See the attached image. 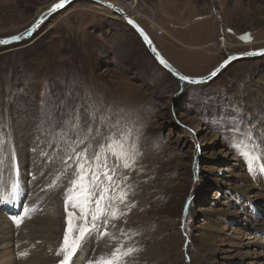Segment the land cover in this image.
I'll use <instances>...</instances> for the list:
<instances>
[{
    "label": "rangeland",
    "instance_id": "obj_1",
    "mask_svg": "<svg viewBox=\"0 0 264 264\" xmlns=\"http://www.w3.org/2000/svg\"><path fill=\"white\" fill-rule=\"evenodd\" d=\"M57 2L0 0V39ZM147 5L161 36L146 21ZM137 6L139 26L187 77L264 49V0ZM109 136L138 152L130 168L109 153ZM246 137L253 171L233 147ZM85 152L116 169L125 215L109 221L116 240L93 235L71 264L94 262L117 243L137 249L127 264H264V55L232 63L207 84L181 83L123 20L85 0L0 48V264H59L65 192Z\"/></svg>",
    "mask_w": 264,
    "mask_h": 264
},
{
    "label": "snow or ice",
    "instance_id": "obj_2",
    "mask_svg": "<svg viewBox=\"0 0 264 264\" xmlns=\"http://www.w3.org/2000/svg\"><path fill=\"white\" fill-rule=\"evenodd\" d=\"M66 2L67 0H59V3L53 5L50 11L54 12L57 9L63 8ZM108 6L111 7V5ZM128 22L132 24V21ZM12 39H18V37L13 36ZM7 43H9L8 40H0V44ZM247 55H264V50L249 52ZM160 62L162 64L165 63L163 60ZM212 75H215V73H212ZM181 79L186 78L181 77ZM97 132H99V129H97ZM107 139L110 141L107 146L109 153L116 157V159L121 160L122 166L125 169L130 168L136 162L135 156L138 155V152L133 151L129 155V153L124 151L123 142L113 140L110 136ZM233 147L237 155L248 163L249 170L253 171L256 157L253 154L250 137L237 141L233 144ZM76 158L78 162L73 174L74 178L70 181V187L65 192L64 210L66 213V227L64 229L63 241L56 252L57 256L63 254V258L59 261V264H71L77 251L93 235H97L100 238L110 237V239L116 240L115 235L107 231L109 221L117 220L125 215L118 207L117 201L119 204H125L127 193L121 191L114 194L116 193V189L119 188V183L114 179L116 169L110 168L105 161H102L100 153H95L91 158L87 156L86 152L77 153ZM69 159H72V157H69ZM94 161L98 162L96 168L92 167ZM65 163L67 164V161ZM69 208L73 209V211H69ZM15 222L17 225L20 223L19 220ZM101 223L104 226V231H100ZM136 251L137 249L125 247L124 244L117 243L110 254L101 256L94 262L90 261L89 264H127L128 259ZM19 255L25 257L27 253L22 252Z\"/></svg>",
    "mask_w": 264,
    "mask_h": 264
},
{
    "label": "water",
    "instance_id": "obj_3",
    "mask_svg": "<svg viewBox=\"0 0 264 264\" xmlns=\"http://www.w3.org/2000/svg\"><path fill=\"white\" fill-rule=\"evenodd\" d=\"M75 1H77V0H67V2L65 3L63 8L57 9L54 12L50 11V9H52L53 5L50 8L42 11L38 15V17L35 19V21L32 23V25H30L27 29H25L21 33L14 35L15 37H18V39L13 40L12 39L13 36H10L7 38H1L0 40H8L9 43L0 44V48L10 47V46H13V45H16V44H19L21 42L26 41L28 38L33 36L35 34V32H37L41 28V26L50 17H52L53 15L58 13L59 11L65 9L66 7H68L69 5H71ZM85 1H88V2H91L93 4H97V5H100L104 8H107V9L111 10V12L113 13V15L115 17L123 20L124 23L128 27H130L136 33V35L140 38V40L144 44L145 48L147 49L149 55L154 59V61L158 64V66L160 68H162L164 71H166L167 73H169L174 79L178 80L181 83H187V84H191V85L207 84V83L211 82L212 80H214L221 72H223L225 70L226 67H228L232 63L239 61V60L252 59V58L263 56V55L249 56V55H247V53L259 52L260 50H264V49L249 51V52L240 53V54H233V55L227 57L224 61H222L207 76L202 77V78L187 77L184 74H182L181 72H179L177 69H175L168 61H166V59L157 50L156 46L152 42L151 38L146 34V32L139 26V24L135 20L131 19L124 11H122L121 9H119L118 7H116L115 5H113L112 3L107 2V1H101V0H85ZM57 3H59V2H57ZM108 5H111V7H109ZM128 21H132V24H129ZM145 38H147V39H145ZM161 60H163L165 63L162 64L160 62ZM212 73H215V75H212ZM181 77H184L186 79H181Z\"/></svg>",
    "mask_w": 264,
    "mask_h": 264
},
{
    "label": "built area",
    "instance_id": "obj_4",
    "mask_svg": "<svg viewBox=\"0 0 264 264\" xmlns=\"http://www.w3.org/2000/svg\"><path fill=\"white\" fill-rule=\"evenodd\" d=\"M137 4H138V0H126L122 4L121 3L118 4L117 7L122 11H124L131 19L135 20L139 24L140 23L139 21L142 20L140 16H143V14L140 15L141 12L135 11L138 8ZM147 6H148V11L151 13V16L148 17V15L145 13L148 17L146 21H148L151 29H156L157 35L161 36L163 32L157 24V17L155 21L154 12H153L154 8L151 5H147Z\"/></svg>",
    "mask_w": 264,
    "mask_h": 264
},
{
    "label": "bare ground",
    "instance_id": "obj_5",
    "mask_svg": "<svg viewBox=\"0 0 264 264\" xmlns=\"http://www.w3.org/2000/svg\"><path fill=\"white\" fill-rule=\"evenodd\" d=\"M101 1H105V0H101ZM113 5H115L116 7L118 6L116 3L114 4V3H112ZM97 5V4H96ZM100 6V5H99ZM102 7V6H101ZM104 8V7H103ZM105 9H107V8H105ZM111 11V10H110ZM142 28V27H141ZM147 34V33H146ZM148 35V34H147ZM158 50V49H157ZM162 55V54H161ZM167 61V60H166ZM211 73V72H210ZM235 173V172H234ZM235 175H237V174H235ZM233 176V175H232ZM240 176V175H239ZM241 177V176H240ZM221 181V180H220ZM225 181H227V180H225ZM241 182H243V183H245V179L243 178L242 179V181ZM247 187V186H246ZM12 193V192H11ZM14 195H15V193H14ZM16 198V197H15ZM7 200L9 201V200H11V199H9V198H7ZM23 213V212H22ZM16 229V228H15ZM210 230H213V228L212 227H210L209 228ZM211 236V235H210ZM0 239H2V237H0ZM210 238H209V236L207 235L206 236V238H205V242H207L208 241V243L209 244H207V246L208 247H210L211 246V243H210V241H211V239L209 240ZM207 261H211V260H214V252L213 251H211V250H208L207 251Z\"/></svg>",
    "mask_w": 264,
    "mask_h": 264
}]
</instances>
